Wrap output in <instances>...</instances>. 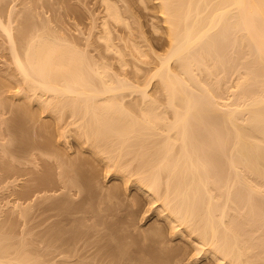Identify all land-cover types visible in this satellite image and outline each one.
<instances>
[{"label":"bare ground","instance_id":"bare-ground-1","mask_svg":"<svg viewBox=\"0 0 264 264\" xmlns=\"http://www.w3.org/2000/svg\"><path fill=\"white\" fill-rule=\"evenodd\" d=\"M103 3L106 15L100 39L105 41L106 51L119 53L115 51L124 66L123 56L128 51L113 45L110 21L131 28L130 15L128 18L123 15L125 6L120 8L118 1ZM156 3L166 25L168 50L165 55L156 56L159 64L150 76V80H156L155 94L147 91L148 84L132 85L115 77L103 62L104 65L95 64L93 58L76 46L67 45L60 34H54L50 25L46 26L51 30L45 26L47 31L33 37L36 27L29 25L31 15L30 23L25 19L29 24H22L32 31L22 25L17 30L19 35L17 32L14 35L19 41L22 38L21 42L27 40L20 46L21 53L20 47L14 51L21 42L14 40L7 26L2 24V28L0 24L13 47H10L14 51L12 63L23 83L20 94H24L26 103L23 107L15 105L16 108L10 105L15 116L9 125L15 128L9 131L16 129L14 134L18 136L12 139L23 151L34 140L27 136L33 117L28 107L33 101L58 120L69 114L78 130V141L106 164L108 173L121 177L127 184L135 183L153 197L156 210L171 225L173 234L186 233L195 239L200 253L212 256L218 264H264V74L260 77L257 73L258 67L264 66V0H156ZM128 9L129 6L124 10L130 13ZM224 40L228 44L229 64L240 67L237 69H242L243 77L232 80L225 74V53L221 51ZM248 42L255 54L245 53L244 44ZM229 91L231 97L229 93L225 103ZM232 94L243 96L242 99L235 96L242 105ZM132 95L135 100H128ZM42 128L45 131L44 125ZM65 136L66 133H60L61 141ZM66 165L61 173L65 178L71 176L67 178L73 187L89 176L86 167ZM57 229L54 231L58 232ZM7 230L4 232L10 235L0 229L4 235L0 233V264L45 263L26 241L22 238L21 242L14 241L13 232ZM75 230L70 235L77 240ZM56 232L60 239L53 234L54 245L57 240L61 245H70V239L66 243L61 240L64 235ZM162 235L161 229L153 228L149 236ZM157 241L163 244L161 239ZM120 248H111L108 253L116 260L125 259L127 252L122 251L126 249ZM69 249L70 255L73 250ZM158 262L170 263L167 256Z\"/></svg>","mask_w":264,"mask_h":264},{"label":"rangeland","instance_id":"rangeland-1","mask_svg":"<svg viewBox=\"0 0 264 264\" xmlns=\"http://www.w3.org/2000/svg\"><path fill=\"white\" fill-rule=\"evenodd\" d=\"M103 1L0 0V24L1 27L7 26L5 28L12 32L10 34H12L13 39L16 32L18 34V28H21L22 25L25 26V23L26 25L29 24L31 18L32 21L29 25L32 24L34 28L36 27L35 32L32 33L33 37L44 32L46 27L50 25L51 29L54 30L53 33L60 34L68 43L67 45L72 44L74 48L76 46L79 51L91 59L93 58L94 61H91L95 64L104 63L107 68L109 67V71L113 72V75L115 74V77L125 79L135 86L148 84L147 91L150 94L157 93L156 80H150V76L159 64L156 56H163L168 50V38L165 33L166 25L156 0H113L114 2L118 1L120 8L129 6L131 9H128L130 13L124 10L125 7L122 9L123 15H127V18L130 15L128 23L131 28L110 21L113 45L115 48L118 46L119 48L122 47L123 51H128L125 52L127 55L123 56L126 61V63L124 61V66L119 62V53L116 50L106 51L105 41L100 39L103 33L102 24L106 15ZM30 12L31 14H29ZM30 15L31 18H29ZM25 19L29 20V23L24 21ZM27 27L26 30L32 31L31 28L27 29ZM47 28L51 30L49 27ZM19 32L23 33L21 29ZM26 32L28 33V31ZM14 40L13 44L16 42ZM21 40L18 39L17 42H21ZM22 42L19 45L14 44L15 46L18 45L16 46L17 49L14 46V51H17L20 46L22 47ZM133 42L136 46L132 44ZM223 42L221 43V45L223 44L221 51L225 53L223 55V59L225 58L226 61V63L224 61L225 70H227L225 74L227 73V76L231 77L232 80L233 77H243L242 69L238 70L240 67H236L235 64L232 66L231 62L229 64L228 44L225 40ZM248 43L244 44L246 46L245 53L250 54L252 52L251 54H253L254 48L250 49L251 44ZM130 46L134 47V49L132 47L135 50L133 53ZM10 47L9 39H7L3 29L0 28V101L2 100L0 102V125H2V129L0 128V221L4 225H0L1 231L4 232L10 226L6 232H13L11 236L12 238L15 237L14 241L21 242L20 238H22V241H26V245L30 246L32 251L35 249L34 252L36 253L34 254H40L41 259L50 264L67 263L65 260L70 261L68 262L70 264L73 261L76 263L83 261L84 264H158V259L166 256L168 262L170 261L169 264H218L212 256H206L197 250L195 239H190L186 233L180 235L172 233L171 225L156 210L157 203H154L153 197L142 191L135 183L127 184L121 177L108 173L106 164L96 158L88 147L83 146L78 141L76 136L78 130L72 124L74 122L73 118L70 117L71 115L66 114L63 118L61 117V120H58L53 114L45 113L41 105L33 101L28 107L33 117L29 123L27 136L34 140H30L29 148H26L28 146L25 147L27 150H21V146L17 145L19 143L16 144L13 141L14 136L15 138L18 137L15 135L17 134L16 129L14 130L16 132L9 131V129L15 128L9 125L12 124L10 121L15 116L12 107L16 108L15 105L18 107L25 103L24 94H20L23 83L14 69L13 54H11L14 51L11 52ZM21 47L20 53L22 52ZM262 66L258 67L257 72L260 77L264 74V66ZM231 83L229 86L235 85H231ZM232 91H229L226 97L229 96V93V97H231ZM236 94L239 93L236 92ZM233 96L237 95L232 94ZM134 97L135 95H132L127 98L133 101ZM238 99L237 102L242 105ZM4 100H11L12 103L7 104L8 101L5 102ZM227 100L229 98L224 102L226 103ZM226 105H230V103ZM2 121L4 122L2 123ZM43 125L45 131L43 128L41 130ZM61 132L67 135L62 141L60 139ZM35 139H37V143L33 144ZM8 142L12 145L10 146ZM4 144L6 145L4 149L9 152L12 151L11 154L5 153ZM13 145H17L15 146L17 148L14 149ZM9 146L13 147V150ZM65 162L68 166L73 163L74 167L77 165L86 167V170H89V176L82 180L83 182L79 181V185L76 184L75 187H73V183L69 185L68 181H70L71 176L67 175L65 178V175L62 176L61 173L62 167L65 168ZM59 204L60 210L57 209ZM63 204L67 206H65L66 209L62 207ZM68 205L71 206V209H69L70 206L68 208ZM61 207L65 210H61ZM55 228H59L57 229L58 232L61 229L64 231L61 230L58 233L54 231ZM153 228L161 229L163 235L160 238L150 237ZM11 229L13 231H10ZM75 229L79 234H77V240L76 237L74 240L70 235ZM54 232L62 233L64 238L62 237L61 240H65L66 243L70 239L68 241L70 245H61L58 240L55 241L57 243L54 245L52 241L56 239L52 235L59 236ZM8 234L5 233V235ZM157 239H161L163 244H160ZM65 242L62 241V243ZM69 246L73 249H69ZM120 247H125L126 251L122 252H127V256L124 254L125 259L117 258L116 260L114 254L117 251L111 253L114 257L108 252L111 251H109L111 248L114 250ZM68 249L73 250V253L70 251L72 254L69 255ZM122 249L124 250V248ZM122 249L120 248V250ZM41 261L40 263L43 262Z\"/></svg>","mask_w":264,"mask_h":264}]
</instances>
